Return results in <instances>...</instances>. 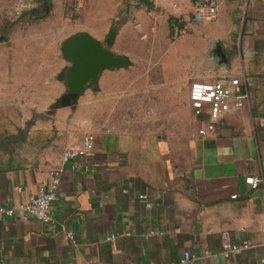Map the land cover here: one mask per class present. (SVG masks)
Segmentation results:
<instances>
[{
	"label": "crops",
	"instance_id": "0c3cea01",
	"mask_svg": "<svg viewBox=\"0 0 264 264\" xmlns=\"http://www.w3.org/2000/svg\"><path fill=\"white\" fill-rule=\"evenodd\" d=\"M204 1L51 0L55 26L61 24L70 32L47 33L53 66L42 61L45 71L40 79L47 80L43 87L52 80L58 89L65 87L53 78L70 61L60 57L61 46L54 47L73 34L89 33L111 54L129 55L120 48V31L112 44H105L120 12L124 18L136 16L147 34L152 31L148 22L154 18L163 33L179 41L181 48L172 56H180L185 72L190 73V60L197 59L199 67L191 78L239 77L249 98L212 133L198 134L205 120H197L191 134L172 139L117 123L128 120L125 110L135 105L138 87L135 81L126 85L102 80L120 78L123 68L102 71L99 94L86 88L77 104L28 121L25 142L37 141L31 160L0 165V205L4 206L34 194L48 181L51 170L61 166L50 223L0 218V264H166L178 261L185 251L195 257L192 264H260L263 190L251 189L244 178L264 177V0H211L216 18L193 23L192 11ZM74 5L78 11L85 8L78 26L66 23ZM171 18L182 24L178 36L170 30ZM213 44L220 47L224 59L213 55ZM202 66L208 79L199 77ZM86 132L95 136L93 150L61 164L64 148L79 146ZM67 231L72 232V240ZM109 235L113 238L106 240ZM225 239L249 247L223 256Z\"/></svg>",
	"mask_w": 264,
	"mask_h": 264
},
{
	"label": "rangeland",
	"instance_id": "374dc122",
	"mask_svg": "<svg viewBox=\"0 0 264 264\" xmlns=\"http://www.w3.org/2000/svg\"><path fill=\"white\" fill-rule=\"evenodd\" d=\"M75 7H71L72 14L66 20L70 26H78V22L83 21L82 15H85V8L78 11ZM36 8L38 12L32 14L31 11ZM54 15L51 5L46 13L38 0H0L1 166L24 164L32 159L31 149L37 141L25 142V135L31 126L28 121L58 111V100L66 92L65 87L58 89L55 86V80L49 82L48 87L47 84L43 87L47 80L40 79L45 71L42 61L46 59L49 67L53 66L52 40L47 38V33L65 31L66 36L70 32L61 24L55 26ZM117 15L118 19L113 21L111 28L122 34L120 48L128 52L129 65L122 67L120 78L102 80L112 83L121 81L126 85L135 81L138 87L135 105L132 103L125 110L128 120L118 119L117 123L126 124L125 127L131 129L152 130L172 139L191 134L198 127V122L191 115L187 93L194 80L192 72L199 67L197 59L190 60V73L185 72L180 56H172V52L181 48L179 41L173 42L168 33H163L154 18L148 22L152 31L147 34L133 14L128 18L120 16V12ZM63 42H57L54 49L59 50ZM60 57H64L62 50ZM64 71L62 69L53 79L58 77L64 83ZM198 74L200 79L209 78L204 66L199 68ZM97 85L91 87L95 88L94 94L100 92Z\"/></svg>",
	"mask_w": 264,
	"mask_h": 264
},
{
	"label": "built area",
	"instance_id": "2783aa9c",
	"mask_svg": "<svg viewBox=\"0 0 264 264\" xmlns=\"http://www.w3.org/2000/svg\"><path fill=\"white\" fill-rule=\"evenodd\" d=\"M217 10L215 3L206 0L193 9L191 21L193 23H203L216 18ZM178 25L173 26V33L178 36L181 33ZM249 98L247 90L244 88L239 77L224 75L214 80H194L188 88V104L193 118L205 120L202 127L198 129V134L206 136L215 130L216 125L229 113L240 110ZM263 121V120H262ZM261 121V122H262ZM95 136L92 132H86L81 138L79 146L66 147L61 154V164L78 157H84L94 148ZM61 166H55L49 175L48 181L38 187L34 194L29 195L25 200L13 206L0 205V218L18 217L20 219L33 218L43 223L52 221V204L57 198V189L60 180ZM245 183L251 188L261 187L263 190L264 203V177L258 175H247ZM21 189L18 188V191ZM143 197V196H141ZM232 198L235 195L231 196ZM264 220V212H263ZM66 236L72 240L73 234L66 232ZM264 236V227H263ZM113 235L106 237L111 240ZM264 245V238H263ZM247 243H232L225 239L222 243L221 254L228 256L248 248ZM204 255H210L205 251ZM195 259L188 251L183 252L178 261H171L166 264H192ZM260 264H264L261 258Z\"/></svg>",
	"mask_w": 264,
	"mask_h": 264
},
{
	"label": "water",
	"instance_id": "95a60500",
	"mask_svg": "<svg viewBox=\"0 0 264 264\" xmlns=\"http://www.w3.org/2000/svg\"><path fill=\"white\" fill-rule=\"evenodd\" d=\"M38 1L44 6L47 13L51 0ZM116 34V30L110 29L107 32L105 44H112ZM61 50L64 57L70 61V65L64 71L66 92L58 100L60 107L76 104L87 87L97 85L102 71L129 65L126 56L111 54L101 41L86 32L73 34L64 40ZM211 50L219 60L224 59L223 53L217 44H213Z\"/></svg>",
	"mask_w": 264,
	"mask_h": 264
},
{
	"label": "trees",
	"instance_id": "16d2710c",
	"mask_svg": "<svg viewBox=\"0 0 264 264\" xmlns=\"http://www.w3.org/2000/svg\"><path fill=\"white\" fill-rule=\"evenodd\" d=\"M38 12V9L36 8V9H33L32 11H31V13L32 14H36ZM175 25H178L180 28L182 27L181 25V23L180 22H178V20H175L174 18H171L170 19V30H171V32H172V30H173V26H175ZM22 132V130H19V132ZM18 135V134H17Z\"/></svg>",
	"mask_w": 264,
	"mask_h": 264
}]
</instances>
